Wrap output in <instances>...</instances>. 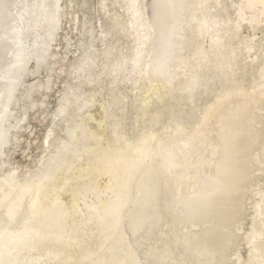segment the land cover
I'll return each instance as SVG.
<instances>
[{
    "label": "bare ground",
    "instance_id": "bare-ground-1",
    "mask_svg": "<svg viewBox=\"0 0 264 264\" xmlns=\"http://www.w3.org/2000/svg\"><path fill=\"white\" fill-rule=\"evenodd\" d=\"M75 2L77 53L40 145L50 157L21 175L2 161L23 120L12 103L37 63L35 18L60 0H0V264H264V0H100L98 26ZM140 82L141 114L121 121L119 88ZM105 95L101 142L87 117L52 157L69 112H97Z\"/></svg>",
    "mask_w": 264,
    "mask_h": 264
},
{
    "label": "rangeland",
    "instance_id": "rangeland-1",
    "mask_svg": "<svg viewBox=\"0 0 264 264\" xmlns=\"http://www.w3.org/2000/svg\"><path fill=\"white\" fill-rule=\"evenodd\" d=\"M79 1L81 0H60V8L53 17L50 18L45 14L40 16V13L35 18L33 29L36 34L37 43H35L32 48L33 50L36 49V52L31 55H35V61H37V63L34 64L32 61L27 63L25 69L29 67V71L28 73L24 71L21 72V82H18L19 85L16 86V89L19 86V91L17 92L18 89H15L16 97L12 103V112L16 118L22 119L23 117L21 122L23 125L20 123L18 127L10 129L9 134L11 141L5 149V155L2 160L6 162V172L12 167L13 170H17L18 174L21 175L31 174L33 171L38 173L42 169L48 157H50L47 153H42L43 149L40 146L42 145L41 140L49 127L48 119L46 120L45 117L48 112L53 111L57 106V100L61 95V90L64 88L63 81H65L66 76L71 70V66L74 64L73 58L77 53L75 44L77 42L78 32H76V29L70 31V27L75 20L71 11L73 2H75V11H80V7L77 4ZM88 1L90 4V11H88L91 14L88 13L87 16L89 15L92 22L98 26L100 21L99 15L97 13V16L94 11L97 12L96 9L99 7L98 4H100V0ZM82 14V12H77V16H80L79 19H84V17H81L83 16ZM70 19H73V21H70ZM249 31L250 29L248 30L246 27L245 29L243 28L242 35L245 37L251 35L250 33L252 30L250 32ZM254 32L252 31L253 35L256 34L254 39L256 43H259L262 38V32H260V30H257L255 33ZM61 69L63 72H61ZM135 80L137 79L135 78ZM146 85V83L140 82L138 86H129L128 84L120 86L119 89L125 91V93L130 97L126 102V108L127 105L128 108L124 110V115L122 114L121 121L129 119V117H135V119H137L138 115L141 114L143 102L146 100ZM43 91L45 93H43ZM157 103H159V107H165L169 113H172L170 108L173 105L170 106L169 103L164 101ZM161 103H163V105H161ZM96 108L98 110L97 112H94L93 110L86 111L82 115L74 114L73 110L69 112L68 118L71 125L62 124L54 132V141L51 147L52 157H55L59 161V151H61V149H59V145L63 143L65 147H69V140L75 135V131L87 117L91 119L88 129L90 134L93 136V141L97 143L98 141L101 142L102 139L99 138V133L101 134L104 131L102 132L99 129L104 125L103 122H111L107 119V115H109V113H113V105L109 100V96L105 95L100 98L96 104ZM95 113L99 114V118L94 119ZM103 113H105V119H103ZM113 118L114 115H111V119ZM97 123H99V127H97ZM127 123H129V121H127ZM194 123L195 120L193 119H186L184 121L185 125H191ZM5 127H7V125ZM132 128L133 127H131V129H125V127H122V129H125L129 135L131 134V131H135V129ZM8 129L9 127H7V130ZM68 150L65 149L63 153H67ZM63 153H61V155ZM4 173L5 172L2 171V167H0V175L2 176ZM16 178L19 177L16 175Z\"/></svg>",
    "mask_w": 264,
    "mask_h": 264
}]
</instances>
